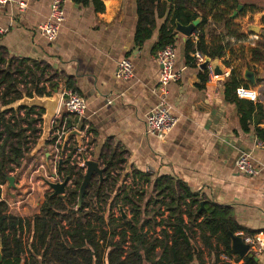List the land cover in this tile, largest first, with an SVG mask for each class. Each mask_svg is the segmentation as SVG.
Wrapping results in <instances>:
<instances>
[{
	"label": "crops",
	"instance_id": "crops-1",
	"mask_svg": "<svg viewBox=\"0 0 264 264\" xmlns=\"http://www.w3.org/2000/svg\"><path fill=\"white\" fill-rule=\"evenodd\" d=\"M63 1L66 22L59 38L52 42L41 36L39 26L49 16L53 0H27L25 11L16 2L0 8V28L5 30L0 35V48H5L13 60H33L43 67L50 65L59 74V92L67 90L70 80L74 89L68 90L87 101L86 118L82 122L88 127L82 146L87 148V154H82L104 168V154L123 153L120 171L126 175L147 174L152 183L162 176L182 180L200 194L203 203L229 206L237 224L256 234L240 233L255 237L259 246H264V0H231L229 6L221 7L222 12L229 14V23L241 38L226 32L227 21L210 19L205 30L210 48L216 46L211 38L216 36L214 31L226 37V48L219 58L225 74L215 75L212 80L208 68H200L202 64L197 63L195 53L190 54L193 61L188 60L187 38L177 32L175 71L180 74V80L167 87L165 100L178 124L164 138L146 132L148 112L162 101L158 87L161 66L153 51L158 34L143 46L135 44L136 1L101 0L105 6L102 13L96 12L92 5L85 7L73 0ZM235 3L242 10L232 19L237 10L232 9ZM252 49L263 54L261 61H251ZM123 59L132 62L134 77L118 82L115 73ZM246 70L254 73L255 85L244 79ZM233 72L243 87L258 93V100L252 103L263 107L262 113L257 109L251 113L248 131L242 126V117L251 101L243 100L246 102L240 106L226 101L224 84ZM202 76H206V81ZM197 100L212 106V111L199 112L195 107ZM64 114L61 110L57 120ZM71 144L76 147L75 140ZM242 156H247L263 172L254 177L241 174L236 163ZM27 171L22 179L28 178V184L22 193L29 200L35 195V184L30 181L33 171ZM150 188L144 184L143 193L148 195ZM16 191V188L10 190L13 195ZM252 252L264 264V252Z\"/></svg>",
	"mask_w": 264,
	"mask_h": 264
},
{
	"label": "trees",
	"instance_id": "trees-1",
	"mask_svg": "<svg viewBox=\"0 0 264 264\" xmlns=\"http://www.w3.org/2000/svg\"><path fill=\"white\" fill-rule=\"evenodd\" d=\"M135 1L138 17L135 44L143 46L156 33L155 53L175 45L177 23L187 26L197 18H202L194 32L198 39L195 43L190 38L185 43L189 61H193L190 54L196 52L212 60L223 57L226 37H211L213 45L216 43L213 48L207 44L205 30L210 18L227 21L226 32L241 38L235 26L229 23V14L221 11V7L229 6L231 0ZM73 2L85 7L92 5L98 13L105 11L101 0ZM237 6L235 3L232 9L236 10ZM257 54L259 57L255 58ZM262 56L257 49L250 51L251 61H261ZM201 78L206 81V76ZM242 84L233 72L224 84L227 102L238 106L246 102L236 95ZM244 88L249 89L248 86ZM58 89L59 74L50 65L42 68L33 60H13L5 48H0V109L25 95L29 98L34 94L52 97ZM67 89H74L70 80ZM248 104V111L242 117L245 131H248L247 120L251 113L256 109L261 113L263 110L261 105ZM195 107L201 113L212 111V106L201 100L195 102ZM8 114L11 116L7 117ZM43 115L44 111L31 108L0 113V264H208L206 254L212 264H263L254 258L240 259L231 248L229 232L238 234L244 231L253 236L256 233L239 226L229 206L215 202H206L202 206L200 194L193 192L182 180L162 176L152 183L147 174L134 172L133 185L119 188V193L116 192L123 153L103 155L104 179L101 181L99 176H94L82 206L78 208L85 170L79 168L78 161L73 159L77 143L74 147L70 142L64 151L61 146L63 156L71 150L58 171L62 179L70 178L66 194L57 197L47 195L39 213L34 216L23 218L11 213L2 199L1 187L9 180L7 169L11 166L20 168L29 151L26 133L31 132L34 136L42 131L37 124L43 127ZM76 122L74 116L64 114L56 120V127L69 130ZM54 141L51 138L48 145ZM70 146L73 148L69 149ZM144 184L153 189L151 199L146 198L147 192L143 193ZM113 193H116L115 205L122 207L124 212L130 210V218L109 217L106 222L103 213L99 215L93 210L92 206L106 205L108 195ZM252 254L259 256L255 252Z\"/></svg>",
	"mask_w": 264,
	"mask_h": 264
},
{
	"label": "built area",
	"instance_id": "built-area-1",
	"mask_svg": "<svg viewBox=\"0 0 264 264\" xmlns=\"http://www.w3.org/2000/svg\"><path fill=\"white\" fill-rule=\"evenodd\" d=\"M15 2L23 11L28 8L27 0H0V8L7 4H12ZM66 16L67 15L64 1L53 0V2L51 3L49 16L47 17L46 21L39 26V32L41 36L50 42L56 41L60 36L63 25L66 22ZM4 33L5 30L0 28V35H3ZM197 36L198 34H193L192 37L197 40ZM177 55V48L175 47V45L168 46L157 53V59L161 66L158 87L162 92V101L159 106L148 112L145 121L147 134L156 136L158 138H164L165 136L170 134L178 124V118L173 115L171 108L168 106L165 100L167 98V87L171 84L177 83L180 80V74L175 71V65L178 59ZM194 58L196 59L197 63L200 64H203L206 59L205 56L200 52H196ZM208 70L209 78L211 80L214 79L215 73L212 67L209 66ZM115 77L118 82H127L133 79L134 68L132 62L129 59H123L118 63ZM236 95L241 100H247L251 102H256L259 98L258 93L255 90L246 89L244 87L238 88L236 91ZM87 109V101L77 92L68 89L62 92L59 114L61 113V110H64L66 114L74 116L77 122L69 130H66L65 127H63L61 130L57 128L56 121L53 124L51 138H53L55 141L51 145L54 156L53 160L50 161L53 170L52 178L50 179L51 181H49L50 183H61L64 181V179L59 177L57 174L59 168L65 162L64 156L62 155L61 146H63L65 135L70 131L79 130L81 131L83 137L87 134L88 127L82 124L83 120L86 118ZM86 149H78L76 152L77 154L75 153V155L73 156V159H76L78 161L79 168H83L84 170V157H87V155H83L82 153L85 154L86 152L87 154ZM65 155L68 156L67 153ZM87 160H89L88 157ZM236 168L241 174L250 177L258 176L263 172L262 170L254 167L247 156H242L237 161ZM35 175V172H32L30 174V181L32 183L36 179ZM1 188L3 189V186ZM17 205L19 206L20 202ZM237 235L245 240V242L250 246L251 250L256 251L257 253L259 251H261V253L264 252V246L260 247L259 241L255 237H245L243 233H238Z\"/></svg>",
	"mask_w": 264,
	"mask_h": 264
},
{
	"label": "water",
	"instance_id": "water-1",
	"mask_svg": "<svg viewBox=\"0 0 264 264\" xmlns=\"http://www.w3.org/2000/svg\"><path fill=\"white\" fill-rule=\"evenodd\" d=\"M241 10H242V6H239L238 9L234 12L232 19H235ZM201 22H202V18H197L195 21H193L191 24L187 26L177 23L176 32L180 33L185 38L190 39L193 36L196 28L201 24ZM209 66L212 67L216 76H222L225 74V70L221 66L219 59L212 60L210 58H206L205 62L201 65L200 68L205 70ZM244 79L253 85L256 84L255 75L249 70L245 71ZM61 95L62 93L59 92L58 90L54 92V95L52 97H46V96L39 97L36 94H34L32 98H29L25 95L23 99L8 106L10 110L14 109L15 111H18L20 108H31V109H38V110L44 111V115L42 116L43 134L38 144L39 148L46 147L47 143L50 141V138L52 136L53 124L59 115ZM83 139L84 137L81 131L79 130H73V131L68 132L64 137L62 151H64L66 147L70 145L69 143L71 142V140L76 141L79 149L82 148ZM50 155L51 154H47L48 159ZM84 159H85L86 172L84 176V181L79 190L78 208L82 206L87 189L90 186L94 176L98 175L100 180L103 181L104 173L106 172V168H101L98 162H95L93 160H87V157H84ZM8 182H9L10 188L15 187L14 178H9ZM70 184H71L70 178H66L61 183L60 182L59 183L48 182V185L50 189L52 190V196L54 197L64 196ZM203 205L204 203H202V206ZM120 211L122 213L123 219L126 220L127 215L124 212L122 207L120 208ZM229 236L232 242L231 243L232 251L240 259H245L248 257V258H254L256 261H259V259L251 253L250 246L245 242V240L242 237H240L237 234H234L233 232H229ZM1 259H2V255H1V250H0V260Z\"/></svg>",
	"mask_w": 264,
	"mask_h": 264
},
{
	"label": "rangeland",
	"instance_id": "rangeland-1",
	"mask_svg": "<svg viewBox=\"0 0 264 264\" xmlns=\"http://www.w3.org/2000/svg\"><path fill=\"white\" fill-rule=\"evenodd\" d=\"M213 34L217 36L218 35L224 36L223 34H219V33L216 34L215 31L213 32ZM41 67L43 68V66ZM6 110H10L9 107L1 108L0 113ZM10 116L11 114H8L7 117ZM37 128L42 129V131L37 135L33 136L31 132L26 133L28 136L27 140L29 141V144L27 146L29 151L26 154L25 159L22 161L21 167L16 168L15 166H11L7 169L8 177L15 179L14 188L17 189L15 195H13V193L10 192V190L13 188H10L9 182L3 185V190H2L3 192L2 199L9 205L10 212L17 214L23 218L31 217L38 214L41 206L46 200L47 195L52 194V190L48 187V182L51 181L50 179L52 178V172H53L50 163V161L53 160V156H54L53 149L51 148V145H48V143L46 147L39 148L38 144L43 134V127L40 124H37ZM47 154H51L49 159L47 158ZM64 161L65 162L67 161L66 155H64ZM26 170H28L29 172L33 171L36 174L35 175L36 180L33 181V183L35 184L34 186L35 195H33L29 200L23 197V193H22V191L28 184V178H24V180L22 179L23 175L26 173L25 172ZM117 174L120 175V181L118 183V189H116V192L119 193L118 191L119 188L122 189L129 188L133 185V179L131 178L132 177L131 175H126L123 171H119ZM58 176L61 177V175L59 174ZM135 186L139 188L137 185ZM149 191L150 192L146 197L147 199H151V196H153V189L150 188ZM115 194L116 193L109 194L110 196L108 195L109 200H107L108 202L106 205L104 204L98 207L92 206L93 210L97 212L99 215H102L103 213V217L105 218L106 222H108L109 217L113 219H118L119 217L122 216L120 208L117 205H115L114 202V198L116 196ZM19 202L21 203L20 206L17 205ZM125 213L128 218L131 217L130 210L127 209ZM205 257L206 260L208 261V264H212V260L207 254Z\"/></svg>",
	"mask_w": 264,
	"mask_h": 264
}]
</instances>
